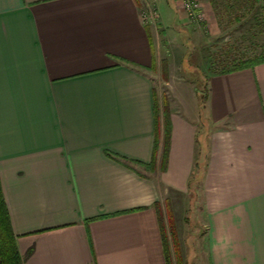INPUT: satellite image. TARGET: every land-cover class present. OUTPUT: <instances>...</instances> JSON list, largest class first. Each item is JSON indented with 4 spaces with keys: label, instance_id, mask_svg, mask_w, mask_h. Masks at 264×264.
<instances>
[{
    "label": "crops",
    "instance_id": "0c3cea01",
    "mask_svg": "<svg viewBox=\"0 0 264 264\" xmlns=\"http://www.w3.org/2000/svg\"><path fill=\"white\" fill-rule=\"evenodd\" d=\"M146 2L0 4V185L24 264H172L159 203L193 183L206 264H264V62L214 72L204 100L179 88L166 120Z\"/></svg>",
    "mask_w": 264,
    "mask_h": 264
},
{
    "label": "rangeland",
    "instance_id": "374dc122",
    "mask_svg": "<svg viewBox=\"0 0 264 264\" xmlns=\"http://www.w3.org/2000/svg\"><path fill=\"white\" fill-rule=\"evenodd\" d=\"M176 1L146 2L155 11L151 20L157 57L153 66L154 82L162 109L169 108V103L178 104L179 88L184 89L185 94L196 90L204 100L210 75L239 59L250 60L264 54L263 4L255 9L249 6L235 9L236 12L227 17L221 14V18L225 17L221 29L223 33L226 31V35L218 37L217 34L208 36L207 28L202 30L201 24H195L196 28L185 19L188 0L178 2V9L184 10L185 14L178 15L179 22L175 24L177 21H173L172 16L175 15ZM198 1L201 3V0ZM192 186L186 195L165 191L159 203L162 223L170 240L172 264H206L205 254L201 255L207 232L206 215L201 211L203 196L198 183Z\"/></svg>",
    "mask_w": 264,
    "mask_h": 264
},
{
    "label": "trees",
    "instance_id": "16d2710c",
    "mask_svg": "<svg viewBox=\"0 0 264 264\" xmlns=\"http://www.w3.org/2000/svg\"><path fill=\"white\" fill-rule=\"evenodd\" d=\"M216 12L222 16L221 14L229 15L233 11L236 12L238 8H242L244 6H249L252 9H255L257 6L262 5V0H211ZM222 5H225L224 9H222ZM236 9V10H235ZM232 10V11H231ZM225 11V12H223ZM222 18L223 19H225ZM238 19V15L236 16ZM264 62V54L259 57L251 58L250 60H238L235 61L232 65H227V67L223 68L221 73H230L237 70H241L244 68L253 67L259 63ZM208 93V91H207ZM156 108L159 110V106L156 104ZM164 117L168 120L169 117V108L164 107ZM165 129V145H164V160L167 155L168 148V137H169V123L166 122ZM33 249H30L27 255L21 256L16 242V236L14 235L10 218L7 210V206L3 197L1 185H0V264H24L26 258L31 255Z\"/></svg>",
    "mask_w": 264,
    "mask_h": 264
},
{
    "label": "built area",
    "instance_id": "2783aa9c",
    "mask_svg": "<svg viewBox=\"0 0 264 264\" xmlns=\"http://www.w3.org/2000/svg\"><path fill=\"white\" fill-rule=\"evenodd\" d=\"M148 8L144 12L146 18H151L153 20L155 11L148 4ZM186 15L187 18L194 24H201L204 20L203 13L201 11V3L198 0H188L186 3Z\"/></svg>",
    "mask_w": 264,
    "mask_h": 264
},
{
    "label": "snow or ice",
    "instance_id": "6c2138e0",
    "mask_svg": "<svg viewBox=\"0 0 264 264\" xmlns=\"http://www.w3.org/2000/svg\"><path fill=\"white\" fill-rule=\"evenodd\" d=\"M3 3V0H0V4H2Z\"/></svg>",
    "mask_w": 264,
    "mask_h": 264
}]
</instances>
